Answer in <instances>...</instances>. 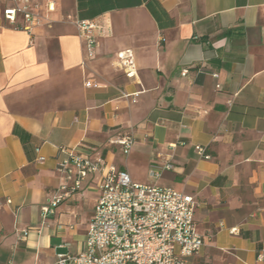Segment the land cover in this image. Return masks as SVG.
Segmentation results:
<instances>
[{
	"label": "crops",
	"instance_id": "0c3cea01",
	"mask_svg": "<svg viewBox=\"0 0 264 264\" xmlns=\"http://www.w3.org/2000/svg\"><path fill=\"white\" fill-rule=\"evenodd\" d=\"M32 2L43 18L26 31L21 15L3 18L10 2L0 0V264L82 251L96 175L55 215L41 213L63 183L62 146L191 195L204 244L185 264H264V0ZM85 19L100 25L93 58L75 24ZM123 49L135 78L113 67ZM125 131L128 155L109 143ZM166 163L152 181L151 164Z\"/></svg>",
	"mask_w": 264,
	"mask_h": 264
},
{
	"label": "built area",
	"instance_id": "2783aa9c",
	"mask_svg": "<svg viewBox=\"0 0 264 264\" xmlns=\"http://www.w3.org/2000/svg\"><path fill=\"white\" fill-rule=\"evenodd\" d=\"M8 1L10 4L1 11L3 18L14 23L15 17L21 15L25 23L22 28L26 31H31L43 18L38 12L40 5L32 0ZM45 6L47 11L53 10L51 2ZM75 24L85 42L87 58H93L100 25L89 19L78 20ZM113 67L125 77L135 78L133 51H118ZM186 72V69L181 71L182 75ZM90 85L86 82V86ZM134 96L135 93L131 94ZM109 143L118 145L121 152L128 155L134 143L133 134L131 131L118 133ZM195 149L199 156L210 159L204 147L196 146ZM35 151L38 153L39 149ZM38 159L42 161L44 157L39 155ZM171 167L170 163L151 164L150 179L155 181L161 169ZM56 170L62 174L63 183L41 206L43 218L55 215L59 204L90 175L98 177L99 195L82 251L59 254L55 264H185L203 246L204 238L196 231L194 221L198 204L191 195L154 183H136L126 171L102 158H91L87 149L78 146L57 148ZM230 232L234 233L235 229ZM261 258L259 254L258 259Z\"/></svg>",
	"mask_w": 264,
	"mask_h": 264
}]
</instances>
